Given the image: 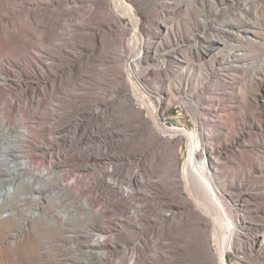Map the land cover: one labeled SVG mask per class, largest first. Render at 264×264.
I'll return each instance as SVG.
<instances>
[{
	"label": "rangeland",
	"instance_id": "374dc122",
	"mask_svg": "<svg viewBox=\"0 0 264 264\" xmlns=\"http://www.w3.org/2000/svg\"><path fill=\"white\" fill-rule=\"evenodd\" d=\"M148 52L201 108L161 121L203 178L133 105ZM0 107V264H264V0H7Z\"/></svg>",
	"mask_w": 264,
	"mask_h": 264
},
{
	"label": "built area",
	"instance_id": "2783aa9c",
	"mask_svg": "<svg viewBox=\"0 0 264 264\" xmlns=\"http://www.w3.org/2000/svg\"><path fill=\"white\" fill-rule=\"evenodd\" d=\"M136 58L140 59L139 63L134 61ZM127 63V69L129 72H132V65H134L136 67L140 66V70L138 71L142 74L141 77L134 74V72L132 73L136 79V84H134L133 87L135 88L134 90L138 89L142 90L143 92V95L140 96V98H135L134 95V107L142 114V116H144L147 121H149V123L154 126V128L157 130L158 134L162 138L169 140L173 138L175 139L180 137H186L189 144L188 152H190L191 147H193L197 152L198 144L196 145V142L197 137L199 135L197 129L189 130L185 125L181 124L177 126L168 127L166 123L161 120L162 116L169 110H174V113L177 114V116H181V112H179L178 107L181 108V106H183L184 108L188 109L187 114H189L190 120H192L193 123L194 114H190V111H198L201 110V108H199V106H197V104L193 101L185 103L184 97L179 94L182 91L180 87L176 86L175 88L179 93L174 90L175 94H173L171 92V88H169L171 86L159 84L157 80L152 78L151 72L162 71L161 61L159 60V56H157V54H152L151 52H148L145 55L144 53L140 54L139 56L137 54L131 55L127 58ZM172 95L174 96V101L171 98ZM196 121L198 122L197 118ZM155 122H158L160 127L157 126ZM112 129L113 130L108 132V134L104 137L110 143V147L114 148L116 147V140L114 139V137L115 134H117V130H115L114 128ZM191 137H195V140H191Z\"/></svg>",
	"mask_w": 264,
	"mask_h": 264
},
{
	"label": "bare ground",
	"instance_id": "6f19581e",
	"mask_svg": "<svg viewBox=\"0 0 264 264\" xmlns=\"http://www.w3.org/2000/svg\"><path fill=\"white\" fill-rule=\"evenodd\" d=\"M7 0H0V3H4V2H6ZM119 5H121V6H124V5H126V4H124L122 1L119 3ZM119 7V8H122V7ZM118 7V6H117ZM125 7V6H124ZM123 7V8H124ZM127 9V8H126ZM126 9H123V10H126ZM129 9H131L130 7H129ZM129 9H127V10H129ZM127 10H126V12H127ZM113 13V12H112ZM133 13H132V11L131 10H129V15H130V17H131V15H132ZM113 15H114V17H115V13H113ZM117 17V16H116ZM217 29V28H216ZM221 31V30H220ZM226 31V30H225ZM163 32V31H162ZM228 32V31H227ZM224 33V32H223ZM232 36V35H231ZM226 37V36H225ZM227 37H229V36H227ZM212 42V41H211ZM217 42H218V40H217ZM216 44V43H215ZM210 46V45H209ZM229 46L230 47H232L230 44H229ZM230 49H232V48H230ZM209 50V49H208ZM135 62H137V63H139V61H140V59L139 58H136L135 60H134ZM208 98V97H207ZM211 98V97H210ZM212 99H215V100H217L218 98L217 97H213ZM208 108V107H207ZM3 107H0V144L1 143H4V136H5V133L9 130V128L11 127V126H14L13 125V122H12V120L9 118V117H7L5 114H4V111H3ZM6 111V110H5ZM156 124H157V126H159L160 127V125H159V123L158 122H155ZM23 125H24V122H23ZM19 130H22L23 128L21 127V125H20V123L18 124V127H17ZM191 140H195V137H191ZM208 154H205V155H203V156H201L200 154H198L197 152H196V150L193 148V147H191L190 148V152H189V157L187 158L188 160L186 161V164H185V166H184V170H183V173H184V178L185 179H187V177L189 176V174L190 173H192L193 174V176L194 175H198V176H200V177H202L203 178V174H204V172H205V167H206V164H207V158H208ZM4 160L5 159H3V160H0V164H2V163H4ZM31 162V160H25L24 162H23V164H24V169H29V168H31V164L32 163H30ZM11 172H10V174L11 175H14L15 177H17V178H19L20 176L19 175H21L20 174V170H18V169H12V170H10ZM46 175V174H45ZM197 180V179H196ZM199 181V180H198ZM201 181L203 182V180L201 179ZM198 183V182H197ZM204 183H206V181L204 182ZM198 185V184H197ZM212 185V184H211ZM208 187V186H207ZM12 189V188H11ZM208 190L210 191V196H211V201H212V203H214L216 206L218 205V198H217V196H216V194L215 195H213L212 193H211V190H210V188L208 187ZM214 191V190H213ZM192 193V192H191ZM209 203V202H208ZM203 211H205L206 212V214H211L210 213V210H211V207H209L207 204H200V206H199ZM200 209V210H201ZM211 219H213V217L211 218ZM230 233V232H229ZM232 240H233V234H230L229 236H228V239H227V241H228V248H229V246H231L232 245ZM222 253V252H221ZM222 255H224V253L222 254ZM225 263V262H224Z\"/></svg>",
	"mask_w": 264,
	"mask_h": 264
}]
</instances>
